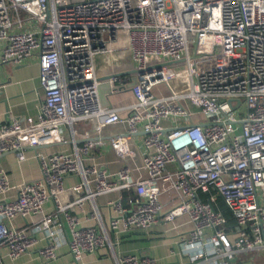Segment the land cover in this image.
I'll use <instances>...</instances> for the list:
<instances>
[{
	"label": "built area",
	"instance_id": "1",
	"mask_svg": "<svg viewBox=\"0 0 264 264\" xmlns=\"http://www.w3.org/2000/svg\"><path fill=\"white\" fill-rule=\"evenodd\" d=\"M120 31L137 72L126 116L102 102L95 63ZM0 43L2 61L37 54L41 84L37 118L0 120V156L35 148L41 170L16 183L0 169V264L2 248L44 262L63 244L76 261L108 247L116 264H159L118 253L120 234L182 215L188 264L264 250V0H0ZM107 146L117 169L95 161ZM112 192L107 221L99 196Z\"/></svg>",
	"mask_w": 264,
	"mask_h": 264
},
{
	"label": "crops",
	"instance_id": "2",
	"mask_svg": "<svg viewBox=\"0 0 264 264\" xmlns=\"http://www.w3.org/2000/svg\"><path fill=\"white\" fill-rule=\"evenodd\" d=\"M120 36V34H119ZM123 40L114 42L113 49L99 54L96 57V70L102 82L100 84V96L102 102L118 109L121 116L129 113V105L134 101L131 91V84L136 78L129 72L131 69L132 57L128 49L125 48L126 34ZM1 45V43H0ZM129 53H128V52ZM122 55H127L126 59ZM129 63L124 65L121 60ZM126 62V63H127ZM38 55L34 54L23 64H13L10 61H2L0 58V120H9L11 117L18 118L24 122L34 120L38 114V104L40 99L41 84L39 79ZM124 74L105 78L103 76L114 73ZM114 85L119 90L114 91ZM111 91V92H110ZM170 123L166 121V124ZM79 129L87 130L91 128L89 122H80ZM125 131L123 123L114 124L107 128V132ZM122 134H127L122 133ZM142 134H134L137 139ZM67 145V144H63ZM59 145L50 146L49 149H57ZM140 155L143 150L142 145L135 146ZM26 158L20 160L15 152H9L0 156V169L12 173L14 182L34 179L40 176L41 170L38 159L35 156V148L25 149ZM98 163H107L112 169L119 168L123 163V158L116 150L110 146L105 148V152L99 155ZM170 168H175V164H170ZM76 177H67L66 183L76 181ZM116 192L99 196V203L102 206L103 214L108 221L109 210L105 206L108 199L116 198ZM165 200L169 195L165 194ZM164 197V195H163ZM46 207L51 208V201L46 203ZM92 220L85 221V224L92 223ZM192 223L187 215L177 217L174 221H161L150 230H132L122 232L121 242L117 245L118 253L154 254L159 259V264H188L187 254L178 249V236L180 233H187L191 229ZM176 248V251L174 249ZM3 264H116L115 258L108 247H101L97 252L88 253L81 261H76L69 251L67 244H63L58 249V257L50 261H42L39 257L37 247L32 248L28 253L17 259H12L7 254V249L2 248ZM235 264H264V250L258 249L252 252H243L233 257ZM206 264H214L212 260Z\"/></svg>",
	"mask_w": 264,
	"mask_h": 264
},
{
	"label": "rangeland",
	"instance_id": "3",
	"mask_svg": "<svg viewBox=\"0 0 264 264\" xmlns=\"http://www.w3.org/2000/svg\"><path fill=\"white\" fill-rule=\"evenodd\" d=\"M124 32L123 31H120V38L123 40V38H124ZM126 40H127V37H126ZM128 52V51H127ZM129 53V52H128ZM126 56L127 55H122V58H124V59H126ZM122 61V63L124 64V65H127L130 61H129V59H128V62L127 61H124V60H121ZM154 60L151 58V60H150V62L152 63ZM127 62V63H126ZM130 65H132L131 67V69H133L134 68V64H133V62L132 63H129ZM132 75H133V77L134 78H136V76H137V72H133L132 73ZM155 90L158 92H160V91H166V88L164 87V85L163 84H161V85H157L156 87H155ZM111 92V91H110ZM191 108H192V110H196L197 109V107L196 106H194V105H191L190 106ZM13 192L12 191H10V192H8L7 193V195H10V194H12ZM166 196L164 195V197H162V199L163 198H165ZM222 207V206H221ZM223 210H224V207H223Z\"/></svg>",
	"mask_w": 264,
	"mask_h": 264
},
{
	"label": "trees",
	"instance_id": "4",
	"mask_svg": "<svg viewBox=\"0 0 264 264\" xmlns=\"http://www.w3.org/2000/svg\"><path fill=\"white\" fill-rule=\"evenodd\" d=\"M219 206L223 209V207H224V212H225V214L227 215V217L229 218V221L230 222H233V217H232V215H231V212H230V210L225 206V204L221 201V199L219 200Z\"/></svg>",
	"mask_w": 264,
	"mask_h": 264
},
{
	"label": "water",
	"instance_id": "5",
	"mask_svg": "<svg viewBox=\"0 0 264 264\" xmlns=\"http://www.w3.org/2000/svg\"><path fill=\"white\" fill-rule=\"evenodd\" d=\"M129 72H136V70L134 69V70H132V71H129ZM125 72H121V73H114V74H111V75H106V76H103V77H105V78H110V77H113V76H117V75H120V74H124ZM4 154H7V152L6 153H3V154H1V156H3Z\"/></svg>",
	"mask_w": 264,
	"mask_h": 264
}]
</instances>
